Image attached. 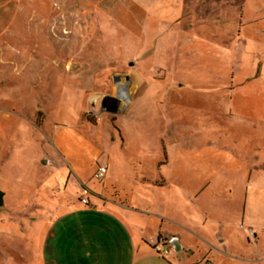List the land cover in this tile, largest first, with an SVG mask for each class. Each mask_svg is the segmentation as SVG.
<instances>
[{"label":"rangeland","instance_id":"374dc122","mask_svg":"<svg viewBox=\"0 0 264 264\" xmlns=\"http://www.w3.org/2000/svg\"><path fill=\"white\" fill-rule=\"evenodd\" d=\"M9 6L0 4V25H9L0 28V264L41 263L54 202L80 196L74 174L91 189L128 192L135 183L137 204L158 213L164 201L172 232L207 242H195L197 257L223 248L212 235L225 224L234 228L229 250L256 243L264 234V0ZM40 184L56 187L55 201L35 195Z\"/></svg>","mask_w":264,"mask_h":264},{"label":"crops","instance_id":"0c3cea01","mask_svg":"<svg viewBox=\"0 0 264 264\" xmlns=\"http://www.w3.org/2000/svg\"><path fill=\"white\" fill-rule=\"evenodd\" d=\"M73 177L78 181L80 196L65 193L54 202L56 213L41 243L40 264H264L263 233L253 246L245 247L241 252L233 251L226 246L234 228L229 229L225 224L212 235V240L223 248L207 246L206 256L197 257L195 242H200L203 248L207 242L200 240L199 234L181 227L178 228L184 230L181 235L172 232L169 227L172 222L167 219L168 207L161 203L164 201H160L158 213L149 202L143 201V206L137 204L139 196L135 194V188L138 191L139 188L135 183L128 192L118 185L107 188L102 184L91 189L90 181L81 182L75 174ZM55 188L44 190L40 184L35 195L46 197L48 202L55 201L52 195ZM6 192L4 190L2 199ZM122 192L128 197L122 199ZM22 198L28 199V196ZM82 199L87 203L83 204ZM206 236L208 241L211 240V236ZM153 237H162L172 253L168 250L165 258L155 254L150 246Z\"/></svg>","mask_w":264,"mask_h":264},{"label":"built area","instance_id":"2783aa9c","mask_svg":"<svg viewBox=\"0 0 264 264\" xmlns=\"http://www.w3.org/2000/svg\"><path fill=\"white\" fill-rule=\"evenodd\" d=\"M106 173V169L105 167H99L97 169V172L95 174V177L97 179H102L104 177ZM81 202L83 204H86V199H82ZM249 236H254L253 232L251 231L249 233ZM150 246L152 247V249H154V251L162 258H165L168 255V245L167 242L162 238V237H157V239L155 241H150ZM206 264H210L207 263Z\"/></svg>","mask_w":264,"mask_h":264},{"label":"trees","instance_id":"16d2710c","mask_svg":"<svg viewBox=\"0 0 264 264\" xmlns=\"http://www.w3.org/2000/svg\"><path fill=\"white\" fill-rule=\"evenodd\" d=\"M6 0H1L0 4H10V6L8 8H12V6H14V0H7V3L5 2ZM16 1V0H15ZM17 2H19V0H17ZM3 6V5H2ZM9 13L11 14V10L9 11ZM2 15V14H0ZM10 24V23H9ZM9 25H0V28L3 30L5 27H8ZM254 169H257L256 166L254 167ZM87 203V201H86Z\"/></svg>","mask_w":264,"mask_h":264},{"label":"water","instance_id":"95a60500","mask_svg":"<svg viewBox=\"0 0 264 264\" xmlns=\"http://www.w3.org/2000/svg\"><path fill=\"white\" fill-rule=\"evenodd\" d=\"M2 196H3V193L0 191V205H2Z\"/></svg>","mask_w":264,"mask_h":264}]
</instances>
